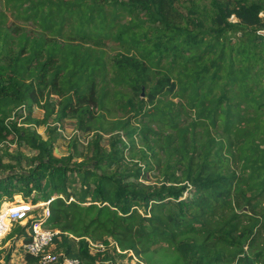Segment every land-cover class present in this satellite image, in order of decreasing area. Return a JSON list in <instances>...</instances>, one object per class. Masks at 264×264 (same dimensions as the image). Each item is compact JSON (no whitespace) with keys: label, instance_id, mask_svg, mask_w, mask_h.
I'll return each instance as SVG.
<instances>
[{"label":"trees","instance_id":"1","mask_svg":"<svg viewBox=\"0 0 264 264\" xmlns=\"http://www.w3.org/2000/svg\"><path fill=\"white\" fill-rule=\"evenodd\" d=\"M175 1L5 0L39 37L0 14V207L63 196L82 264H264V0Z\"/></svg>","mask_w":264,"mask_h":264},{"label":"built area","instance_id":"2","mask_svg":"<svg viewBox=\"0 0 264 264\" xmlns=\"http://www.w3.org/2000/svg\"><path fill=\"white\" fill-rule=\"evenodd\" d=\"M56 198L65 200L63 196H59L36 204L25 201L23 198L15 202H4L0 207V251L3 249V241L11 234L15 225L26 226L35 220L28 230V235L31 237L30 242L22 245L26 256L38 259L36 264H58L61 260L62 264H82L79 259L69 258L64 252H54L55 239L61 232L50 229L46 222L50 217V205ZM73 200L71 198L68 202ZM90 249L92 253H103L107 247L102 243L90 241ZM118 252H120L119 249ZM126 259L125 264H146L133 253H129Z\"/></svg>","mask_w":264,"mask_h":264},{"label":"rangeland","instance_id":"3","mask_svg":"<svg viewBox=\"0 0 264 264\" xmlns=\"http://www.w3.org/2000/svg\"><path fill=\"white\" fill-rule=\"evenodd\" d=\"M205 1H212V0H205ZM176 5L175 7L177 9L180 8V4L183 5L187 2V0H176ZM187 5V4H185ZM6 14L7 16V19H8V23L9 25H18L20 26L21 28L24 29V31H26L28 34H34L35 36L37 35L38 37L42 35L41 31H39L34 24H32L31 22H23L21 20H18L16 19L13 15H11L7 10H6V5H5V0H0V14ZM116 51V48L115 47H111L109 52H110V55L112 56L114 54V52ZM55 99L58 101V98L55 97ZM35 115L38 117V118H42L43 116V112L39 109H36V112H35ZM40 133L43 134L44 132V129H40L39 131ZM74 131L72 129V127L70 125H67L66 128L63 130V134H62V137L61 139L57 142L56 144V147H55V153L58 157H62L64 155H67L68 154V149H69V143H70V138L71 136L73 135ZM83 139L86 138L85 136H81ZM107 141V137H106V140L103 141V144H105ZM82 148V147H81ZM13 151L16 150V146H13L11 148ZM24 151L29 154V155H32L33 152L30 151L29 149L27 148H23ZM22 197L18 196L16 197V200H19L21 199ZM17 225H15L16 227ZM154 259H159V255H155L154 256ZM126 258L124 259L123 263L125 264L126 262ZM142 260L146 263V264H150L148 262V258L147 257H143ZM132 261V260H131ZM130 261V262H131ZM4 260L0 262V264H4Z\"/></svg>","mask_w":264,"mask_h":264},{"label":"crops","instance_id":"4","mask_svg":"<svg viewBox=\"0 0 264 264\" xmlns=\"http://www.w3.org/2000/svg\"><path fill=\"white\" fill-rule=\"evenodd\" d=\"M15 228L16 227L13 228V231ZM6 239L2 244L3 249L2 251H0L3 252V256L10 254L11 264H27V261L25 259L26 255L24 253V250L22 249V245L25 244V242L22 238H20V234L16 233L10 239ZM117 264H124L123 260H118Z\"/></svg>","mask_w":264,"mask_h":264},{"label":"water","instance_id":"5","mask_svg":"<svg viewBox=\"0 0 264 264\" xmlns=\"http://www.w3.org/2000/svg\"><path fill=\"white\" fill-rule=\"evenodd\" d=\"M143 95H144V93H143Z\"/></svg>","mask_w":264,"mask_h":264}]
</instances>
